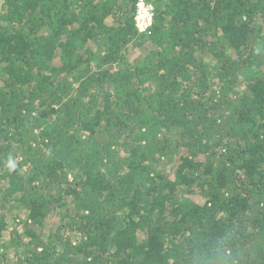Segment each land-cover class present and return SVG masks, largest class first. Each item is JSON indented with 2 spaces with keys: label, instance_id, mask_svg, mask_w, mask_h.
Listing matches in <instances>:
<instances>
[{
  "label": "trees",
  "instance_id": "obj_1",
  "mask_svg": "<svg viewBox=\"0 0 264 264\" xmlns=\"http://www.w3.org/2000/svg\"><path fill=\"white\" fill-rule=\"evenodd\" d=\"M149 1L0 0V264H264V0Z\"/></svg>",
  "mask_w": 264,
  "mask_h": 264
},
{
  "label": "built area",
  "instance_id": "obj_2",
  "mask_svg": "<svg viewBox=\"0 0 264 264\" xmlns=\"http://www.w3.org/2000/svg\"><path fill=\"white\" fill-rule=\"evenodd\" d=\"M154 8L149 0H137L135 4L134 26L139 33L148 30L153 22Z\"/></svg>",
  "mask_w": 264,
  "mask_h": 264
},
{
  "label": "rangeland",
  "instance_id": "obj_3",
  "mask_svg": "<svg viewBox=\"0 0 264 264\" xmlns=\"http://www.w3.org/2000/svg\"><path fill=\"white\" fill-rule=\"evenodd\" d=\"M51 221H50V224H52L53 223V225L52 226H54V218H51L50 219ZM51 225H50V227H52Z\"/></svg>",
  "mask_w": 264,
  "mask_h": 264
}]
</instances>
